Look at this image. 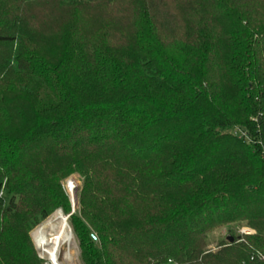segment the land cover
<instances>
[{"label":"trees","instance_id":"trees-1","mask_svg":"<svg viewBox=\"0 0 264 264\" xmlns=\"http://www.w3.org/2000/svg\"><path fill=\"white\" fill-rule=\"evenodd\" d=\"M70 176L85 264H264V0H0V264Z\"/></svg>","mask_w":264,"mask_h":264},{"label":"bare ground","instance_id":"bare-ground-1","mask_svg":"<svg viewBox=\"0 0 264 264\" xmlns=\"http://www.w3.org/2000/svg\"><path fill=\"white\" fill-rule=\"evenodd\" d=\"M76 182H69L72 193V200L76 206ZM37 247L44 256H47L52 263L62 264L59 255L65 246L72 248L74 236L68 218L62 211L58 210L42 222L33 232ZM76 242V241H75ZM75 244V243H74ZM62 256V255H61ZM46 257V258H47ZM66 259L72 260L71 249L66 254Z\"/></svg>","mask_w":264,"mask_h":264},{"label":"rangeland","instance_id":"rangeland-1","mask_svg":"<svg viewBox=\"0 0 264 264\" xmlns=\"http://www.w3.org/2000/svg\"><path fill=\"white\" fill-rule=\"evenodd\" d=\"M73 181V182H76V196H77V201H76V207L74 206V202L72 200V193L70 188H69V182L70 181ZM82 186V181L77 177V176H70L68 177L66 180H64L62 182V187L64 189V191L66 192L67 194V198L69 199V202H70V206H69V209H65L64 207H58L57 209H55L51 214H54L56 211L60 210L63 212V214L68 218V222L70 224V227H71V230L73 232V236H74V242L72 244V248H69V246H65L60 255H59V261L62 263V264H85L84 261L82 260V250H81V246H80V240L77 236V234L74 232V228L72 226V223H71V219L70 217L75 213L77 207H78V191L79 189L81 188ZM78 188V190H77ZM1 195H3V192H1ZM49 216V217H50ZM48 217V218H49ZM46 220V219H45ZM44 220V221H45ZM42 221V222H44ZM40 222L38 225H36L30 232V236H31V239H32V242L34 244V247L37 251V255H38V258L40 259L41 261V264H55V263H52L51 260H49V258L47 256H44L41 251L39 250V248L37 247V244L34 240V236H33V232L35 231V229L42 223ZM247 229V226L245 225V223H239V224H234L230 227V229H232V231H234V233L236 234H241L243 232V230ZM229 231V228H224V229H219L217 231H215V233H213L211 236H210V242L211 244L208 246V248H213L215 249V246H216V243L221 239L223 238L225 235H227V233ZM76 241V242H75ZM75 243V244H74ZM71 249L72 251V260H68L66 259V254L67 252ZM62 255V256H61ZM47 257V258H46Z\"/></svg>","mask_w":264,"mask_h":264},{"label":"built area","instance_id":"built-area-1","mask_svg":"<svg viewBox=\"0 0 264 264\" xmlns=\"http://www.w3.org/2000/svg\"><path fill=\"white\" fill-rule=\"evenodd\" d=\"M251 233H253L252 229H250V228L245 229L244 228V230H243V232L241 234H251ZM169 263H170V261H169Z\"/></svg>","mask_w":264,"mask_h":264},{"label":"water","instance_id":"water-1","mask_svg":"<svg viewBox=\"0 0 264 264\" xmlns=\"http://www.w3.org/2000/svg\"><path fill=\"white\" fill-rule=\"evenodd\" d=\"M77 190H78V188H77ZM75 207H76V206H75ZM228 240H229L230 242H233L234 238L231 237V236H228Z\"/></svg>","mask_w":264,"mask_h":264}]
</instances>
